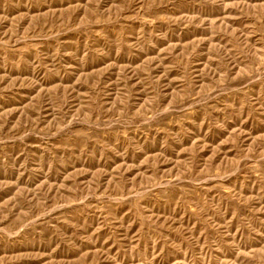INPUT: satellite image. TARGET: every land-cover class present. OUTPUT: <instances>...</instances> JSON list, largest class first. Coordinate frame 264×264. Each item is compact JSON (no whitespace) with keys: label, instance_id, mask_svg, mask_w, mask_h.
I'll list each match as a JSON object with an SVG mask.
<instances>
[{"label":"rangeland","instance_id":"374dc122","mask_svg":"<svg viewBox=\"0 0 264 264\" xmlns=\"http://www.w3.org/2000/svg\"><path fill=\"white\" fill-rule=\"evenodd\" d=\"M0 264H264V0H0Z\"/></svg>","mask_w":264,"mask_h":264}]
</instances>
